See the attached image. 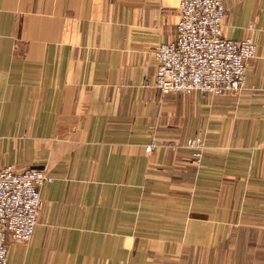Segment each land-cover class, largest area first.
I'll return each mask as SVG.
<instances>
[{
	"label": "crops",
	"instance_id": "obj_1",
	"mask_svg": "<svg viewBox=\"0 0 264 264\" xmlns=\"http://www.w3.org/2000/svg\"><path fill=\"white\" fill-rule=\"evenodd\" d=\"M223 1L256 54L211 97L153 85L179 0H0V162L53 178L7 264H264V0Z\"/></svg>",
	"mask_w": 264,
	"mask_h": 264
},
{
	"label": "built area",
	"instance_id": "obj_2",
	"mask_svg": "<svg viewBox=\"0 0 264 264\" xmlns=\"http://www.w3.org/2000/svg\"><path fill=\"white\" fill-rule=\"evenodd\" d=\"M225 12L223 0H179L174 39L154 48L153 85L162 95L197 91L219 97L244 90L256 46L250 36L234 40L223 35ZM157 146L152 141L145 152ZM173 148L190 151L192 161L198 163L206 144L200 137H190ZM52 180L46 167L18 171L0 162V264H7L11 243L31 239L42 205L40 189Z\"/></svg>",
	"mask_w": 264,
	"mask_h": 264
}]
</instances>
